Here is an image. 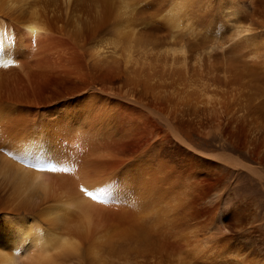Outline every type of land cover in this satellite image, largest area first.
I'll return each mask as SVG.
<instances>
[{"label":"bare ground","instance_id":"1","mask_svg":"<svg viewBox=\"0 0 264 264\" xmlns=\"http://www.w3.org/2000/svg\"><path fill=\"white\" fill-rule=\"evenodd\" d=\"M262 167L264 0H0V264H264Z\"/></svg>","mask_w":264,"mask_h":264},{"label":"snow or ice","instance_id":"2","mask_svg":"<svg viewBox=\"0 0 264 264\" xmlns=\"http://www.w3.org/2000/svg\"><path fill=\"white\" fill-rule=\"evenodd\" d=\"M29 166L35 167L38 170H44L45 168L48 171L51 172H66L68 171L67 168H58L54 165H49L47 163L41 164L39 162L37 163H31ZM87 197L92 199L93 201H99L101 203H108L110 193L108 192L107 188L101 189L99 193H94L93 191H89L87 189H81Z\"/></svg>","mask_w":264,"mask_h":264},{"label":"rangeland","instance_id":"3","mask_svg":"<svg viewBox=\"0 0 264 264\" xmlns=\"http://www.w3.org/2000/svg\"><path fill=\"white\" fill-rule=\"evenodd\" d=\"M262 169H263V171H264V167H262ZM248 196H249V200L252 202V203H254V205L257 207V206H259V202L261 201L260 199V197L255 193V192H253V193H251V192H247L246 193ZM242 196V192H235V193H233V196ZM262 200L264 201V197H262ZM263 209H264V207H263ZM263 231H264V226H263V229H262Z\"/></svg>","mask_w":264,"mask_h":264}]
</instances>
